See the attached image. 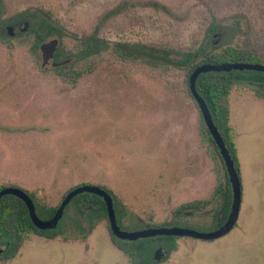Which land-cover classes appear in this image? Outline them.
<instances>
[{
	"label": "rangeland",
	"instance_id": "374dc122",
	"mask_svg": "<svg viewBox=\"0 0 264 264\" xmlns=\"http://www.w3.org/2000/svg\"><path fill=\"white\" fill-rule=\"evenodd\" d=\"M39 10L64 32L44 41L55 40L61 56L43 66L44 42L30 53L28 23L6 27L0 186L32 194L38 210L58 206L73 187L105 188L117 204L119 229L130 233L168 222L177 206L206 199L224 183L222 160L202 143L183 67L164 74L110 51L83 58L73 36L95 35L108 47L144 46L168 58L196 46L208 50L210 41L264 61V0H0L1 20ZM57 65L85 73L69 84L53 71ZM255 91L264 95V86L238 83L223 102L241 183L234 227L212 241L177 238L170 253L154 245L161 249L154 251L155 264H264V103L253 98ZM221 200L218 195L205 210L181 216L178 227L214 231ZM57 227L53 239L23 236L11 256L1 258L2 252L0 264H130L112 244L107 220L88 232L85 216L71 205Z\"/></svg>",
	"mask_w": 264,
	"mask_h": 264
},
{
	"label": "trees",
	"instance_id": "16d2710c",
	"mask_svg": "<svg viewBox=\"0 0 264 264\" xmlns=\"http://www.w3.org/2000/svg\"><path fill=\"white\" fill-rule=\"evenodd\" d=\"M41 13V14H39ZM13 21H25L28 23V28L23 34L32 35L34 42L30 47V53L33 55L47 38L54 34L64 33L57 26L51 23L50 14L39 10L38 12H23L17 15L14 19L1 20L0 19V42H7L8 35L5 33L6 27H8ZM208 36L214 34L215 26H211ZM75 44V54L83 58H91L100 54L103 51H110L115 54L117 59L135 65H141L147 69L160 71L164 74L172 73L176 68L183 67L185 70L184 84L187 93L192 98L189 87L188 79L192 71L203 64H224V63H250V64H264L261 58L251 52L240 50L233 46L224 47L221 50L212 46V43L208 42V50H205L201 46L191 48L185 52L180 58H168L166 56H160L154 54L150 49L144 46H113L108 47L95 35L87 37L73 36ZM54 58H59L61 52L56 50L54 52ZM69 55V53L67 54ZM70 56V55H69ZM53 71L60 77V79L69 84H74L85 73L84 71L67 69L66 65H57L53 68ZM238 83H245L250 86L263 85L264 86V73L253 71H231V72H209L201 74L195 82V88L198 95L205 102L211 118L217 127L226 148L233 160L234 168L237 173L239 172V163L236 156L235 143L231 134V129L228 125V108L224 106L223 102L228 100V97ZM253 96L256 99L264 101V95L254 92ZM193 100V98H192ZM194 101V100H193ZM195 103V102H194ZM197 106V105H196ZM199 134L204 145L211 144L213 152L209 151L208 154L211 158H220L218 150L207 131L205 124L199 113ZM239 176V174H238ZM240 179V178H239ZM88 185V184H84ZM7 186H0V190ZM74 188V187H73ZM72 188V189H73ZM102 188V187H101ZM71 189V190H72ZM104 189L111 195V191ZM66 195V194H65ZM220 195L221 205L220 210L214 216V228H219L225 221L229 212L231 203V192L229 189V182L225 173V181L217 183L216 187L206 199L195 200L188 203L180 204L172 211V218L168 222H165L158 227H173L179 226V218L181 216L191 214L192 212H201L211 205L216 197ZM34 203V196L28 194ZM76 206L79 213L83 214L88 222L87 231L93 230L94 226L106 217L105 205L101 198L96 195L83 193L73 198L70 203L64 209V214L60 221L64 218L66 210L71 206ZM116 203H114V211L116 215V221L119 225L120 220L116 213ZM35 211L37 216H41L43 220L50 219L58 206L49 209L38 210L35 203ZM40 218V217H39ZM59 221V222H60ZM58 222V223H59ZM58 226V225H57ZM109 227V226H108ZM147 228H153L146 225ZM58 227L51 231L37 230L31 223L27 209L25 205L16 197L6 195L0 198V244L4 245V250L1 258L11 256L14 251L17 242L22 240V237L33 233L47 239H53L56 237ZM110 232V230H109ZM10 236V238H8ZM112 244L129 260L130 264H155V252L161 250L160 247L164 246L167 253L176 250L177 245L175 240L177 237L160 236L150 239H141L135 242H123L114 238L110 232ZM159 245L156 250H153L154 245ZM155 251V252H154Z\"/></svg>",
	"mask_w": 264,
	"mask_h": 264
},
{
	"label": "water",
	"instance_id": "95a60500",
	"mask_svg": "<svg viewBox=\"0 0 264 264\" xmlns=\"http://www.w3.org/2000/svg\"><path fill=\"white\" fill-rule=\"evenodd\" d=\"M56 48V41L50 40L42 44L43 54V66L48 61H51L53 54ZM231 71H253L264 73V64H250V63H224V64H203L197 66L189 76L188 87L189 92L197 105L201 118L205 124L207 131L209 132L217 150L220 155V158L223 162L225 172L228 178L231 191V203L229 212L224 223L217 229L209 233H201L191 229L182 228V227H156V228H147L142 231L137 232H124L121 231L118 227L116 221V215L113 207V200L111 195L108 194L104 189L97 186L91 185H80L74 187L72 190L66 193L60 202L58 208L56 209L54 215L47 220L39 219L36 214L34 203L26 192L19 188L6 187L0 190V198L6 195H11L20 200L26 207L29 219L32 225L40 231H51L55 230L59 220L61 219L64 209L70 203V201L76 196L88 193L98 196L102 199L105 209L106 217L109 226V230L112 236L123 242H135L141 239H150L160 236H171L177 238H192L196 240L203 241H212L219 239L229 233L234 227L241 204V183L236 169L234 168L233 160L228 152V149L225 146V143L222 139L221 134L219 133L217 127L215 126L210 112L203 101V99L198 95L195 82L196 79L201 75L209 72H231ZM0 248V255L2 254ZM160 250L157 251L159 253Z\"/></svg>",
	"mask_w": 264,
	"mask_h": 264
},
{
	"label": "crops",
	"instance_id": "0c3cea01",
	"mask_svg": "<svg viewBox=\"0 0 264 264\" xmlns=\"http://www.w3.org/2000/svg\"><path fill=\"white\" fill-rule=\"evenodd\" d=\"M253 98H254L255 100H257V101L261 102V103H264V101H263V100L256 99L254 96H253Z\"/></svg>",
	"mask_w": 264,
	"mask_h": 264
}]
</instances>
